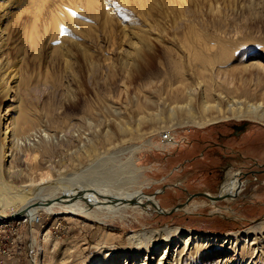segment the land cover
<instances>
[{"label":"rangeland","instance_id":"374dc122","mask_svg":"<svg viewBox=\"0 0 264 264\" xmlns=\"http://www.w3.org/2000/svg\"><path fill=\"white\" fill-rule=\"evenodd\" d=\"M255 2H261L264 11V0H25L0 15V29L8 33L3 53L19 70L21 94L37 130H30L36 143L23 144L33 185L41 180L52 184L72 162L79 170L96 164L99 173L113 167L127 169L134 146L152 140V145L136 153L137 164L144 168L142 176L123 187L162 200L161 207L146 218L129 215L123 220L91 221L58 208L39 211L38 223L6 215L0 223V264H90L93 256L127 246L129 231L169 224L225 233L264 221V175L250 181L253 178L236 174L247 167L228 168L225 173L243 182L233 198L213 202L206 196L192 197L204 191L220 195V185L227 179L224 174L217 181L207 173L217 161V149L198 143L204 132L245 123L253 140L245 154L264 160V124L245 114L249 108L238 103L264 101L263 81L248 86L238 77L244 54L264 57V19L261 13H252ZM242 4L246 8L240 9ZM139 16L147 17L155 30L175 33L178 40L143 43L133 37L128 21ZM182 16H188L190 26L199 31L196 37L189 35ZM68 37L74 42L65 43ZM181 42L193 53L217 55L229 49L226 59L233 60H223L220 68H192ZM126 52L132 60L123 64ZM198 79L207 84L206 98L187 92ZM218 90L228 98H216ZM163 97L170 105L188 103L195 119L208 123L185 122V110L168 113ZM8 106L6 96L0 95L1 131L10 122ZM136 114L145 119L140 125ZM116 120L133 133L121 132ZM105 125L110 139L101 135ZM44 129L51 136H45ZM167 130L175 134L177 145L163 141ZM98 161L108 168L102 163L99 167ZM195 203L196 209H183Z\"/></svg>","mask_w":264,"mask_h":264},{"label":"bare ground","instance_id":"6f19581e","mask_svg":"<svg viewBox=\"0 0 264 264\" xmlns=\"http://www.w3.org/2000/svg\"><path fill=\"white\" fill-rule=\"evenodd\" d=\"M23 1L25 0H0V15H3L10 7H14ZM244 8L246 7L242 4L240 9ZM251 8L252 13H261L260 17L264 19L261 2L253 3ZM138 19L141 20V24H138ZM182 20L185 25L189 24V35L196 37L195 33L199 31L197 32L193 26H190V18L182 16ZM57 28L61 32L62 27L59 22ZM128 28L133 37L138 38L143 43H147L150 39L178 40L175 33L155 30L147 17L142 18L139 16L130 19ZM7 41L8 33L1 28L0 95H5L9 101L6 116H8L7 122L9 120L10 122L7 123L5 131L0 130V223L5 221L6 215H17V218L24 217L34 220L39 211L55 212L57 208L72 216L81 215L85 220L91 221L123 220L129 215L143 218H146L147 215H153L157 208L161 207L160 202L162 200H158V196H155V194L148 195L143 190L123 187L125 182H131L142 176L144 168L139 167L137 164L139 157L136 153L146 146L152 145V140L134 146L133 158L131 157L128 161L127 169H125V166H121L104 171L102 167L104 172L99 173L100 171H96L98 168L95 167L96 164H91L88 169L79 170L78 164L72 162L62 168L58 176L53 178L52 184L46 185L41 180L33 185V180L29 177L30 168L25 159L24 147L26 146H23L25 143L29 145L36 143L34 141L35 137H33L35 134L30 133V130L33 129V120L30 117V107L25 104L21 94L19 70L3 53ZM71 42H74L72 37L66 38L65 43ZM79 46L82 48L81 44ZM179 47L187 56L190 66L199 70L208 66L220 68L222 64H225V61L233 60L231 57L226 59L230 54L229 51H231L229 49L214 55L206 51L193 53L182 42L179 43ZM129 48L135 50L136 46L130 44ZM129 60H132V58L128 52L123 53V64L128 63ZM240 61L241 71L238 77L241 83H246L248 86H253L256 81L260 83L263 81L264 83V57L260 55L253 57L251 53H246ZM11 82H14V84H10ZM194 91L200 93L202 98H206L207 84L203 80H195V84L187 88V92L190 94ZM215 96L223 100L228 98L224 92L219 90L215 92ZM162 101L165 102L164 105L167 106L168 113L185 110L187 120L185 122H192L198 126H205L208 123V120H196L193 109L188 106V103L170 105V101L165 97ZM238 103H243L249 108L245 114L264 124V101L250 102L243 99ZM8 111L10 114H8ZM144 120L141 114L135 115V121L138 125L142 124ZM115 125L124 134L133 133L131 128L121 121L116 120ZM44 131L46 130L44 129ZM47 131L44 135L51 136ZM98 132L95 133L98 134ZM101 135L110 139L109 126L105 125L101 128ZM162 148L166 149V147ZM98 153H101V151ZM98 153L96 154L97 157ZM91 155L88 152L90 158ZM14 158L17 160L15 164L12 163ZM93 158L92 160H95ZM99 161H101V158ZM99 161L97 164L100 163ZM100 164H98L99 167L107 163L103 162L101 166ZM106 168L108 167L106 166ZM5 177L7 178L5 179ZM226 178L221 195L229 190L234 193L241 189L243 182H240L239 178L232 176L230 172L226 174ZM229 198L231 199V197ZM132 199H137L140 202L132 203L130 202ZM35 204L38 205L34 206ZM198 205L195 203L191 206H183V209L185 208L186 211L190 212L196 209ZM218 209L220 208L215 207V210ZM48 233L47 231L45 235ZM126 241L127 246L121 249L116 251L107 250L100 255L93 256L90 264H264V221L243 230L225 233L188 229L181 225L167 224L162 227L129 231Z\"/></svg>","mask_w":264,"mask_h":264},{"label":"flooded vegetation","instance_id":"af4514ba","mask_svg":"<svg viewBox=\"0 0 264 264\" xmlns=\"http://www.w3.org/2000/svg\"><path fill=\"white\" fill-rule=\"evenodd\" d=\"M247 127L248 126H246L245 123H228L218 127L217 129H215V131H212L206 140L202 141V136V138L198 141V143L201 145H210L217 149V151H215L216 154L214 156L217 161L212 164V168L207 171L208 175H210L212 179L220 181L224 179V174L226 173L228 168L237 167H247V170L245 169L242 171H238L236 174L238 176H242L240 175V173H243V176L245 174L247 178H253L249 179L250 181H258V176L264 175V160H258L253 155L245 154V152L248 153L250 151L249 149H246L248 147H251V144L253 143L251 134L249 133ZM212 137L217 138V140L213 139ZM247 162L253 164H247ZM223 184L220 185L221 190L223 188ZM248 192H250L249 189ZM237 193L238 191L233 193V191L229 190L224 195L231 194L230 197L233 198L234 194L237 195Z\"/></svg>","mask_w":264,"mask_h":264},{"label":"built area","instance_id":"2783aa9c","mask_svg":"<svg viewBox=\"0 0 264 264\" xmlns=\"http://www.w3.org/2000/svg\"><path fill=\"white\" fill-rule=\"evenodd\" d=\"M162 139L166 144L169 145H177L178 141L175 137V134L172 131H166L162 134ZM24 220H28V218H24ZM33 222H40L41 221V217L36 215L35 219L32 220Z\"/></svg>","mask_w":264,"mask_h":264},{"label":"water","instance_id":"95a60500","mask_svg":"<svg viewBox=\"0 0 264 264\" xmlns=\"http://www.w3.org/2000/svg\"><path fill=\"white\" fill-rule=\"evenodd\" d=\"M194 196H206V197H208L209 199H211L212 201H220V200H224L225 198H229L231 195H217V196H214V195H211V194H209V193H207V192H203V193H197V194H194L192 197H194ZM124 200H126V199H124ZM130 202H132V203H138V202H140L139 200H137V199H132V200H130ZM38 204H35L34 206H37ZM183 206V205H182ZM181 206V207H182ZM180 207V208H181ZM14 217H16L17 215H13ZM18 216H19V214H18ZM8 217H6V219H7Z\"/></svg>","mask_w":264,"mask_h":264},{"label":"crops","instance_id":"0c3cea01","mask_svg":"<svg viewBox=\"0 0 264 264\" xmlns=\"http://www.w3.org/2000/svg\"><path fill=\"white\" fill-rule=\"evenodd\" d=\"M211 132H212L211 130L209 132H204L202 141L206 140Z\"/></svg>","mask_w":264,"mask_h":264}]
</instances>
